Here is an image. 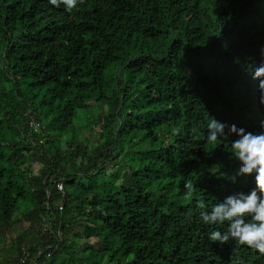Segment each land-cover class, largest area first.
<instances>
[{
  "label": "trees",
  "instance_id": "obj_1",
  "mask_svg": "<svg viewBox=\"0 0 264 264\" xmlns=\"http://www.w3.org/2000/svg\"><path fill=\"white\" fill-rule=\"evenodd\" d=\"M261 45L264 0H0V264H264L196 209L237 187L208 112L264 120Z\"/></svg>",
  "mask_w": 264,
  "mask_h": 264
},
{
  "label": "clouds",
  "instance_id": "obj_2",
  "mask_svg": "<svg viewBox=\"0 0 264 264\" xmlns=\"http://www.w3.org/2000/svg\"><path fill=\"white\" fill-rule=\"evenodd\" d=\"M48 3L57 8L62 5L65 11L71 13L83 0H48ZM260 55L264 57V45L260 46ZM247 71L253 80L258 81L259 102L264 104V59L259 63L253 61ZM206 121L203 126L205 135L197 139L211 143L230 140L227 148L224 144L223 148L230 159L239 162V166L224 176L237 186L234 190L211 204L203 199L196 200L198 219L204 225H218L208 233L210 242L238 244L264 256V120L260 121V130L257 131L218 120L209 112ZM175 132L179 134L180 130ZM245 177L250 181L247 188L241 186ZM184 188L189 198L197 192V184L192 180H185ZM191 215L192 212H189Z\"/></svg>",
  "mask_w": 264,
  "mask_h": 264
},
{
  "label": "rangeland",
  "instance_id": "obj_3",
  "mask_svg": "<svg viewBox=\"0 0 264 264\" xmlns=\"http://www.w3.org/2000/svg\"><path fill=\"white\" fill-rule=\"evenodd\" d=\"M84 132L91 138V140H94V134L88 132L87 130H84ZM37 165H35L34 170H36Z\"/></svg>",
  "mask_w": 264,
  "mask_h": 264
},
{
  "label": "built area",
  "instance_id": "obj_4",
  "mask_svg": "<svg viewBox=\"0 0 264 264\" xmlns=\"http://www.w3.org/2000/svg\"><path fill=\"white\" fill-rule=\"evenodd\" d=\"M59 188H61V187L59 186Z\"/></svg>",
  "mask_w": 264,
  "mask_h": 264
}]
</instances>
